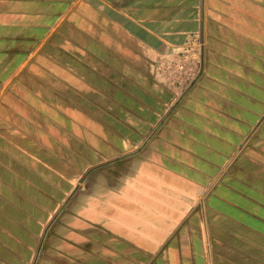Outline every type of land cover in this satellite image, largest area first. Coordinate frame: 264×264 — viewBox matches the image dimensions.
<instances>
[{
  "label": "crops",
  "instance_id": "0c3cea01",
  "mask_svg": "<svg viewBox=\"0 0 264 264\" xmlns=\"http://www.w3.org/2000/svg\"><path fill=\"white\" fill-rule=\"evenodd\" d=\"M0 264H264V0H0Z\"/></svg>",
  "mask_w": 264,
  "mask_h": 264
},
{
  "label": "built area",
  "instance_id": "2783aa9c",
  "mask_svg": "<svg viewBox=\"0 0 264 264\" xmlns=\"http://www.w3.org/2000/svg\"><path fill=\"white\" fill-rule=\"evenodd\" d=\"M200 63L191 50L171 54L158 60L157 74L176 97H184L197 78Z\"/></svg>",
  "mask_w": 264,
  "mask_h": 264
},
{
  "label": "rangeland",
  "instance_id": "374dc122",
  "mask_svg": "<svg viewBox=\"0 0 264 264\" xmlns=\"http://www.w3.org/2000/svg\"><path fill=\"white\" fill-rule=\"evenodd\" d=\"M112 164L105 166L99 170H96L92 173L82 185L78 186L74 196L69 201L71 208L74 211V215L80 213V205H91L94 194L96 195L97 200L101 201L102 203H107L110 194L107 192H103L102 190H108L109 188L112 189ZM112 215V213H109ZM71 220V217H70ZM98 221V218L95 220ZM85 226L86 238H92L94 242H92V246L90 247L91 250H87V252H99L100 244L102 243V248L105 246V242L107 241V237L105 234H93V231H88ZM90 232V234H88ZM92 252V253H93Z\"/></svg>",
  "mask_w": 264,
  "mask_h": 264
}]
</instances>
